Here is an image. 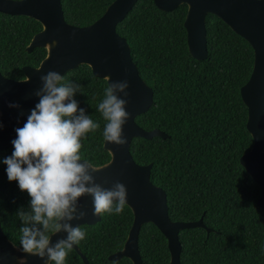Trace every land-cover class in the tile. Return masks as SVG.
<instances>
[{
  "label": "trees",
  "instance_id": "trees-1",
  "mask_svg": "<svg viewBox=\"0 0 264 264\" xmlns=\"http://www.w3.org/2000/svg\"><path fill=\"white\" fill-rule=\"evenodd\" d=\"M114 0H62L65 19L84 26L97 20ZM187 4L172 11L159 9L155 0H138L117 31L127 38L141 77L153 88L154 101L136 117L144 129L159 128L167 138H134L131 153L138 164L153 163L152 181L167 193L173 221L203 217L206 227L182 229V264H264V208L257 201L260 185L240 162L253 145L247 128L248 108L240 89L251 76L254 49L220 17L207 16L208 56L194 58L184 25ZM42 24L27 15L0 12V71L15 79L25 77V65L38 66L45 47L26 50ZM81 85L74 97L94 121L95 132L82 138L81 157L94 165L110 160L104 148L105 121L97 105L108 85L87 64L64 74ZM13 146L0 151V222L7 237L20 245L22 222L18 209L28 210L30 196L17 181H9L3 160ZM126 204L122 213L101 215L83 224L79 248L90 264H133L128 257L110 260L123 248L133 223ZM207 228H211L208 232ZM144 264H169L168 240L152 222L139 233ZM65 264H85L72 249Z\"/></svg>",
  "mask_w": 264,
  "mask_h": 264
},
{
  "label": "water",
  "instance_id": "water-1",
  "mask_svg": "<svg viewBox=\"0 0 264 264\" xmlns=\"http://www.w3.org/2000/svg\"><path fill=\"white\" fill-rule=\"evenodd\" d=\"M138 0H114L106 11L93 23L79 26L65 19L62 0H0V12L9 15H27L42 24L26 50L45 47L47 55L38 66L25 65V77L15 79L0 71V151L13 146L16 129L23 127L31 110L39 102L34 93L41 87L40 76L49 70L64 75L69 70L87 64L94 75L109 84L127 79L130 83V103L127 111L131 116L124 126L127 142L122 146L104 140V148L110 153V160L94 165L97 183L111 187L120 181L128 190L127 205L134 218L122 249L109 255L110 260L128 257L133 264H144L139 249V233L147 222L154 223L168 240L169 264H182L180 254L182 243L179 233L182 229L206 227L203 217L192 221H173L169 216L166 191L151 179L153 163L138 164L132 153L134 138H167L168 134L159 128L144 129L136 117L150 109L154 101L153 88L141 77L137 63L131 55V45L119 34L117 25L133 9ZM163 11H172L181 4L188 5L184 21L187 30L188 48L196 59L208 56L207 16L220 17L237 34L244 37L254 49V65L250 78L240 92L248 108L247 128L253 137V145L240 157L241 164L260 185L261 195L257 201L264 208V0H155ZM111 79H108V78ZM19 105L10 107L9 105ZM82 163L84 161H81ZM81 204L87 206L89 215L84 220L73 221L76 225H93L101 216L92 215L90 197H83ZM210 232L211 228H207ZM66 233L55 234L52 242ZM74 249L85 264H90L78 245ZM0 264H48L46 258L25 253L5 234L0 222Z\"/></svg>",
  "mask_w": 264,
  "mask_h": 264
},
{
  "label": "clouds",
  "instance_id": "clouds-1",
  "mask_svg": "<svg viewBox=\"0 0 264 264\" xmlns=\"http://www.w3.org/2000/svg\"><path fill=\"white\" fill-rule=\"evenodd\" d=\"M40 81L41 87L34 93L39 102L23 127L15 130L14 151L3 163L7 165L9 181H17L20 190L31 198L28 210L21 207L16 213L22 222L21 250L46 258L48 264H65L74 245L86 235L81 225L72 223L89 215L81 198H91L94 216L120 214L127 203L128 190L120 181L111 187L97 183V169L82 160V138L99 129L100 124L74 98L81 85L67 81L55 70L41 75ZM129 88L127 79L111 80L97 105L106 122L103 139L117 146L127 142L124 126L131 116L127 111ZM60 233H66V237L53 243V235Z\"/></svg>",
  "mask_w": 264,
  "mask_h": 264
}]
</instances>
